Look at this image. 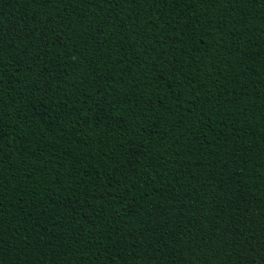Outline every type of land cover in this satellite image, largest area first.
Listing matches in <instances>:
<instances>
[{
  "label": "trees",
  "instance_id": "16d2710c",
  "mask_svg": "<svg viewBox=\"0 0 264 264\" xmlns=\"http://www.w3.org/2000/svg\"><path fill=\"white\" fill-rule=\"evenodd\" d=\"M0 264H264V0H0Z\"/></svg>",
  "mask_w": 264,
  "mask_h": 264
}]
</instances>
